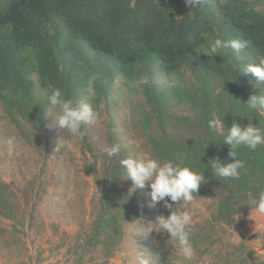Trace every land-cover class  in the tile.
Masks as SVG:
<instances>
[{
    "label": "trees",
    "instance_id": "obj_1",
    "mask_svg": "<svg viewBox=\"0 0 264 264\" xmlns=\"http://www.w3.org/2000/svg\"><path fill=\"white\" fill-rule=\"evenodd\" d=\"M217 38L248 46L210 54ZM260 56L264 0H200L191 9L185 0H0V107L40 160L28 181L0 177V246L22 250L21 264L42 263L41 250L29 254L28 234L44 226V212L56 209V196L68 187L61 174L47 176L52 151L45 124L55 112L48 96L59 88L74 103L99 109L104 126L102 138L89 123L77 136L93 198L73 221L69 241L61 242L66 263L122 255L123 264H135L142 253L151 264H264V232L242 233L256 211L247 207V193L264 190V146H241L246 167L238 180L212 177L205 166L212 157L232 162L223 144L226 127L251 121L264 129V114L242 104L264 94V84L241 72ZM116 78L137 86L131 116L139 145L128 144L112 114ZM213 118L225 127L210 129ZM114 143L121 152L109 159L103 149ZM141 156L189 166L208 180L191 204L178 205L192 216L191 259L155 230L156 217L168 212L162 204L150 207V189L134 190L119 164ZM257 237L255 248L249 241Z\"/></svg>",
    "mask_w": 264,
    "mask_h": 264
},
{
    "label": "clouds",
    "instance_id": "obj_2",
    "mask_svg": "<svg viewBox=\"0 0 264 264\" xmlns=\"http://www.w3.org/2000/svg\"><path fill=\"white\" fill-rule=\"evenodd\" d=\"M199 3L200 0H185L186 6L190 9ZM247 46V41L217 38L211 42L209 53L218 54L226 49L239 52ZM241 72L254 77L258 84H264V56L258 57V61L254 64L244 65ZM48 102L55 109L54 116H51L53 125L58 129L66 130L68 136L71 137L81 134L82 123H94L99 115L91 104L74 103L72 99L66 98L59 88L52 90L48 96ZM242 104L250 111L264 114V94L252 95L247 103ZM208 127L216 130L225 125L222 121L213 118L208 122ZM15 139L14 136L8 138L9 146H12ZM223 144L228 147V157L232 162L224 163L218 157H212L205 166H210L212 177L238 180L241 170L246 167L245 162L240 158L239 149L243 146L249 151H255L259 146H264V129L260 126H253L251 121L244 128L234 122L231 127H226L223 133ZM103 151L109 159H112L120 154L121 146L114 143L106 146ZM119 164L125 171L127 179L133 182L134 190L145 187L150 189L148 193L151 200L150 207L162 204L168 212L167 216L161 214L156 217L155 230L160 234L167 233L170 237L168 241L174 242L178 254L185 259H191L195 253L190 228L192 216L189 211H179L178 205L183 203L188 206L198 198L197 193L200 187L207 184L204 172H198L189 166L174 163L172 160L158 161L155 158L128 157L120 159ZM247 198L248 208L264 214V190L255 194L249 192ZM135 264H151V261L141 253L136 256Z\"/></svg>",
    "mask_w": 264,
    "mask_h": 264
},
{
    "label": "rangeland",
    "instance_id": "obj_3",
    "mask_svg": "<svg viewBox=\"0 0 264 264\" xmlns=\"http://www.w3.org/2000/svg\"><path fill=\"white\" fill-rule=\"evenodd\" d=\"M252 2V0H249ZM136 85L125 84L119 78L115 79L113 98L115 106H111L112 114L121 134H126L128 144L139 145L135 124L132 122L131 110L137 105L140 98L134 93ZM98 118L96 122L89 123L93 133L100 138L103 137V116L97 109ZM55 112L48 113L45 129L51 138L52 160L48 161L47 176L52 173L57 176L61 174L62 183L68 187L56 196V209L44 212V226L35 233L30 232L28 242L30 243V255L35 251H42L41 264H72L66 263L64 258V246L62 241L68 242L76 230L73 221L80 216V209L85 204L88 208L93 198L92 181L85 175L81 168L82 156L78 137L68 136L66 130H61L53 125L51 116ZM15 137L12 146L7 143L9 137ZM124 138V137H123ZM35 143V142H34ZM60 152V154H59ZM59 155V156H58ZM146 158V157H139ZM40 160L37 155L22 142L17 136L15 129L4 118L0 107V177L8 182L12 179L22 183L21 179L28 181L36 175ZM51 182V180H50ZM49 188V193H53ZM57 191L55 190V193ZM56 228V230H55ZM264 232V214L255 211L242 233L245 238L259 235ZM258 237L252 238L249 243L257 247ZM60 246V247H58ZM264 253V251H263ZM23 251L16 247L11 250L0 246V264H21L25 262ZM124 256L118 255L105 263L97 264H123ZM96 264V263H85ZM130 264V263H126Z\"/></svg>",
    "mask_w": 264,
    "mask_h": 264
}]
</instances>
